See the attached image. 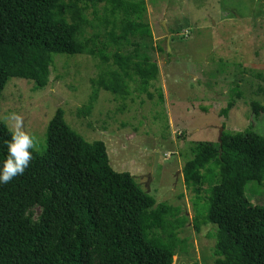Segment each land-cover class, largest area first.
I'll return each instance as SVG.
<instances>
[{
	"label": "trees",
	"instance_id": "16d2710c",
	"mask_svg": "<svg viewBox=\"0 0 264 264\" xmlns=\"http://www.w3.org/2000/svg\"><path fill=\"white\" fill-rule=\"evenodd\" d=\"M146 13V0H0V100L12 77L47 86L57 54H88L107 65L80 113L92 111L100 90L153 97L160 66ZM234 106L231 98L223 115ZM252 108L264 116V104L253 101ZM11 131L0 119V162ZM108 152L103 140H87L57 110L46 150L35 152L22 176L0 185V264H175L187 245L180 234L188 217L158 203L131 172L116 170ZM191 152L183 174L199 195L208 185L194 227L200 233L216 226L214 263L264 264V205L246 196L248 182L264 184V133L253 126L226 130Z\"/></svg>",
	"mask_w": 264,
	"mask_h": 264
},
{
	"label": "rangeland",
	"instance_id": "374dc122",
	"mask_svg": "<svg viewBox=\"0 0 264 264\" xmlns=\"http://www.w3.org/2000/svg\"><path fill=\"white\" fill-rule=\"evenodd\" d=\"M146 2L145 20L153 32L151 53L160 66L159 78L150 88L153 97L136 91L124 99L100 90L92 111L80 113L93 95V80L107 65L88 54H57L47 86L10 78L0 100V119L12 130L15 122L8 116L18 113L26 130L39 138L37 151L43 153L48 126L62 108L74 130L89 141L106 143L116 170L131 172L158 203L178 207L188 217L180 234L187 245L174 257L175 264H215L216 226H203L200 233L194 227L208 185L200 195L194 192L185 183L183 168L193 145L219 140L222 128L224 133L253 126L264 133V116L256 117L252 108L253 101L264 104V0ZM170 29L174 36L168 56ZM231 98L235 106L224 116ZM156 153L158 166L151 176ZM246 196L264 205V184L248 182ZM33 212L38 220L42 208Z\"/></svg>",
	"mask_w": 264,
	"mask_h": 264
},
{
	"label": "clouds",
	"instance_id": "9594fccd",
	"mask_svg": "<svg viewBox=\"0 0 264 264\" xmlns=\"http://www.w3.org/2000/svg\"><path fill=\"white\" fill-rule=\"evenodd\" d=\"M8 119L15 123L10 139L6 142L7 154L0 162V185L8 184L25 173L39 145L36 134L26 130L23 117L13 112L9 114Z\"/></svg>",
	"mask_w": 264,
	"mask_h": 264
},
{
	"label": "water",
	"instance_id": "95a60500",
	"mask_svg": "<svg viewBox=\"0 0 264 264\" xmlns=\"http://www.w3.org/2000/svg\"><path fill=\"white\" fill-rule=\"evenodd\" d=\"M163 26H164V28L166 29L167 33H169V30H168V28H167V26H166L165 23H163ZM171 38H172L171 34H168V52H169V53L172 51V48H171V46H170V39H171ZM222 135H223V128H222L221 131H220V137H219V140L222 139ZM158 159H159V153H156V155H155V159H154V163H153V169H152L153 171H152L151 176L154 175V174L156 173V169H157V166H158ZM148 185H149V183H147V186H148ZM148 192H149V189H148Z\"/></svg>",
	"mask_w": 264,
	"mask_h": 264
}]
</instances>
